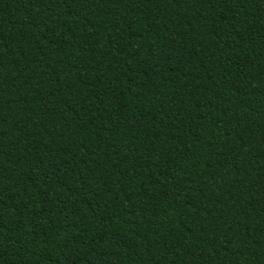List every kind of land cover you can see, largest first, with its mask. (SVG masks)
<instances>
[{
	"label": "trees",
	"instance_id": "16d2710c",
	"mask_svg": "<svg viewBox=\"0 0 264 264\" xmlns=\"http://www.w3.org/2000/svg\"><path fill=\"white\" fill-rule=\"evenodd\" d=\"M0 264H264V0H0Z\"/></svg>",
	"mask_w": 264,
	"mask_h": 264
}]
</instances>
